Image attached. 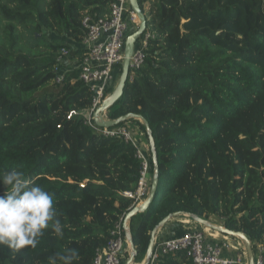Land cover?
I'll use <instances>...</instances> for the list:
<instances>
[{
    "label": "trees",
    "instance_id": "1",
    "mask_svg": "<svg viewBox=\"0 0 264 264\" xmlns=\"http://www.w3.org/2000/svg\"><path fill=\"white\" fill-rule=\"evenodd\" d=\"M110 2L0 0V173L15 168L53 193L64 226L63 239L46 230L35 249L0 246V264H48L66 247L77 250L75 264H92L113 225L135 205L122 194L137 187L135 147L103 135L82 115L67 118L92 102L77 69L54 82L62 48L74 43V55L83 56L82 18L107 16ZM138 3L152 37L144 62L103 114L107 120L142 115L155 141L156 194L129 221L133 264L144 260L154 227L176 212L243 232L254 253L263 248L264 264V0ZM126 124L147 141L137 119L115 127ZM148 157L151 179L149 151ZM150 264L192 260L178 251Z\"/></svg>",
    "mask_w": 264,
    "mask_h": 264
},
{
    "label": "built area",
    "instance_id": "2",
    "mask_svg": "<svg viewBox=\"0 0 264 264\" xmlns=\"http://www.w3.org/2000/svg\"><path fill=\"white\" fill-rule=\"evenodd\" d=\"M137 25L138 18L129 7L128 0H111L107 16L86 15L82 18L81 26L85 33L79 45L84 51L83 56L78 59L74 55V43L70 49L62 48L54 67V82L62 83L68 72L77 69L78 78L92 93V102L87 111L70 110L67 118L82 115L85 124L92 128L98 127L93 121V112L109 95L108 91L115 87L119 77L118 67L123 60L125 39ZM150 37L152 35L144 31L135 42L129 60L130 77L144 62L145 47ZM99 131L105 136L122 137L125 142L135 147L136 157L140 161L137 187L134 191H125L122 194L131 198L135 205L142 202L148 196L151 183L148 142L137 127L132 128L129 124L101 128ZM124 228V218L113 225L107 245L96 251L92 264H122L127 250ZM209 230L211 229L194 226L178 236L154 240L150 263L162 255L185 251L192 264H241V255L237 247L229 243L228 236ZM262 251L263 248L257 246L255 264H262Z\"/></svg>",
    "mask_w": 264,
    "mask_h": 264
},
{
    "label": "clouds",
    "instance_id": "3",
    "mask_svg": "<svg viewBox=\"0 0 264 264\" xmlns=\"http://www.w3.org/2000/svg\"><path fill=\"white\" fill-rule=\"evenodd\" d=\"M63 227L53 193L25 179L15 168L0 173V246L13 252L35 249L46 230L63 239ZM77 260V250L66 247L48 257V264H75Z\"/></svg>",
    "mask_w": 264,
    "mask_h": 264
},
{
    "label": "water",
    "instance_id": "4",
    "mask_svg": "<svg viewBox=\"0 0 264 264\" xmlns=\"http://www.w3.org/2000/svg\"><path fill=\"white\" fill-rule=\"evenodd\" d=\"M129 7L131 10L136 14L138 18V25L134 31H132L130 34L127 35L125 42H124V55L123 60L121 63V69L119 77L116 81V85L113 88V90L109 93V95L101 102V104L94 110L93 112V121L98 127L101 128H111L115 127L123 122L129 121L130 119H137L139 120L143 126L145 127V133L147 137L149 152L151 154V161H152V176H151V183H150V189L148 196L146 199H144L142 202L134 205L128 212L124 215V235L126 240V247L127 252H129L128 259L126 261V264H133L134 257L136 255V249L134 247L129 221L130 218L138 213L146 210V208L152 203L154 200L155 194H156V188L159 178L158 173V160H157V153H156V147H155V141L153 138V134L151 131V128L147 122V120L140 114H135L132 112L126 113L124 115H121L113 120H107L104 119L103 114L106 109L111 107L123 94V90L126 84V80L129 76V60L133 53L135 42L140 37V35L146 31V17L140 8V5L138 3V0H128ZM184 214L187 217H190L194 222L200 223L202 225L208 226L211 230L217 231L221 234H225L231 237H236L243 242V246L245 247L246 254L248 256L249 263L248 264H255V256L253 252L252 244L249 240V238L241 231H234L230 230L223 225L219 223L212 222L210 220L205 219L204 217L191 214V213H183V212H176L171 213L164 217L152 230L150 234V239L147 247V251L144 257V260L142 264H149L150 263V254L152 251V246L154 242V234L155 232L160 229L166 221H168L171 217Z\"/></svg>",
    "mask_w": 264,
    "mask_h": 264
},
{
    "label": "crops",
    "instance_id": "5",
    "mask_svg": "<svg viewBox=\"0 0 264 264\" xmlns=\"http://www.w3.org/2000/svg\"><path fill=\"white\" fill-rule=\"evenodd\" d=\"M180 216H186L184 214H179L176 216L171 217L166 223L158 229L154 234V240H163L170 237H175L180 235L182 232H184L189 227H194L195 225H192L194 222L190 217H180ZM182 218V219H179ZM192 220L193 222L191 223ZM196 224V222H194ZM193 223V224H194ZM246 253V251H245ZM255 256V254H254ZM248 257V256H247ZM126 264V262H125Z\"/></svg>",
    "mask_w": 264,
    "mask_h": 264
},
{
    "label": "rangeland",
    "instance_id": "6",
    "mask_svg": "<svg viewBox=\"0 0 264 264\" xmlns=\"http://www.w3.org/2000/svg\"><path fill=\"white\" fill-rule=\"evenodd\" d=\"M135 30V29H134ZM38 36H44V37H46L48 40H50V41H52V42H58V41H60L58 38H57V36L56 35H54V34H50V33H47V32H42V33H39L38 34ZM149 148V147H148ZM180 217H183V216H180ZM186 216H184L183 218H185ZM179 219H182V218H179ZM191 221V223L193 222L192 220H190ZM212 222H214V221H212ZM194 223V222H193ZM192 223V225H195V226H197V227H200V228H208V229H210L208 226H205V225H202V224H200V223H194L193 224ZM215 223H219L218 221L217 222H215ZM220 224V223H219ZM209 231H211V230H209ZM225 235V234H224ZM226 236H228V235H226ZM228 239H229V243L230 244H232V245H235L236 247H237V249H238V251H239V253H240V255H241V264H248L249 263V260H248V257H247V254L245 253V247L243 246V242H241V240L240 239H238V238H232L231 236H228ZM243 247H244V250H243ZM253 252H255V251H253ZM256 252H257V247H256ZM255 254V253H254ZM128 255H129V252H128ZM128 255L126 256V254L124 255V257H123V262H122V264H125V262L127 261V259H128ZM143 262V261H142ZM142 264V263H141Z\"/></svg>",
    "mask_w": 264,
    "mask_h": 264
}]
</instances>
